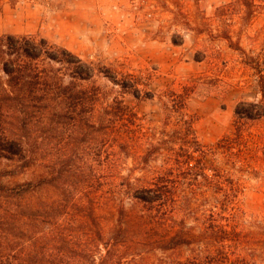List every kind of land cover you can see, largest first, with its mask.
I'll list each match as a JSON object with an SVG mask.
<instances>
[{
	"label": "trees",
	"instance_id": "16d2710c",
	"mask_svg": "<svg viewBox=\"0 0 264 264\" xmlns=\"http://www.w3.org/2000/svg\"><path fill=\"white\" fill-rule=\"evenodd\" d=\"M239 1L248 12L256 6L254 0ZM223 38L257 62L230 34ZM255 67L261 98L240 101L235 133L206 146L188 114L193 96L210 93L205 75L193 76L180 92L159 95L165 112L159 137L155 129L145 131L144 119L125 100L154 99L149 77L87 62L39 34L1 35L0 160L17 164L19 173L39 165L46 172L35 181L0 186V264H223V218L215 230L218 220L207 208L215 182L208 171H217L208 158L220 150L253 149L246 123L264 118V73L259 63ZM98 76L112 87L99 86ZM95 135L107 159L106 184L116 181L106 194L83 188L70 172L77 158L73 151L94 142ZM53 138L64 143L59 154L49 149ZM160 157L163 166L153 168ZM130 158L135 164L124 176L121 168ZM137 171L141 177L134 176ZM12 175L15 171H5L0 179ZM215 177L225 193L229 177ZM230 183L233 192L238 184ZM126 199L132 201L130 209ZM110 200L117 219L107 231L98 210Z\"/></svg>",
	"mask_w": 264,
	"mask_h": 264
},
{
	"label": "rangeland",
	"instance_id": "374dc122",
	"mask_svg": "<svg viewBox=\"0 0 264 264\" xmlns=\"http://www.w3.org/2000/svg\"><path fill=\"white\" fill-rule=\"evenodd\" d=\"M254 2L250 13L239 0H0V36L39 34L87 62L149 77L154 99L125 96V100L144 119L145 131L155 129L159 137L165 126L159 95L166 90L180 92L193 76L205 75L210 93L193 96L188 114L195 119V132L202 144L215 146L235 133L237 104L261 98L255 66L259 63L264 73V0ZM225 33L257 62L232 49L223 38ZM94 81L103 88L112 87L103 76ZM246 124L252 150H220L208 158L210 168L217 171H208L215 182L209 189L207 208L218 220L214 229L221 222L226 232L223 264H264V118ZM94 138L73 151L77 158L70 172L83 188L106 194L113 191L110 186L116 181L110 179L106 184L107 159L101 138ZM62 147L59 139L49 143L54 154ZM68 148L74 149L70 144ZM161 158L152 161L153 168L163 166ZM109 162L111 166L114 157ZM134 164L133 158L124 160L122 175L128 176ZM5 171H15V175L1 178L0 186L35 181L46 168L39 165L19 173L17 164L0 160V174ZM141 172L134 176L141 177ZM215 175L229 177L225 193H220ZM233 179L238 185L231 192ZM105 203L98 215L109 231L116 224L117 208L113 200ZM124 204L127 209L132 207L129 199ZM218 247L215 243L216 253Z\"/></svg>",
	"mask_w": 264,
	"mask_h": 264
}]
</instances>
